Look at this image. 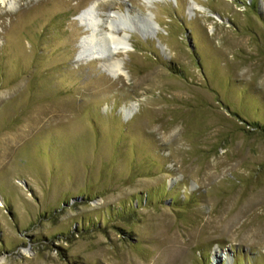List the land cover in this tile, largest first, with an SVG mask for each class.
Returning a JSON list of instances; mask_svg holds the SVG:
<instances>
[{"label": "rangeland", "instance_id": "374dc122", "mask_svg": "<svg viewBox=\"0 0 264 264\" xmlns=\"http://www.w3.org/2000/svg\"><path fill=\"white\" fill-rule=\"evenodd\" d=\"M11 2L0 264H264V0Z\"/></svg>", "mask_w": 264, "mask_h": 264}, {"label": "bare ground", "instance_id": "6f19581e", "mask_svg": "<svg viewBox=\"0 0 264 264\" xmlns=\"http://www.w3.org/2000/svg\"><path fill=\"white\" fill-rule=\"evenodd\" d=\"M0 5L2 7H4V8H9L10 9L11 8V5H12V2H11V0H0ZM95 6H96V4L91 5L85 11H83L81 13V18L82 19L89 20L90 17L92 16L94 10H95ZM110 40L112 42V43H110L111 45L112 44H119V45L123 46V49H124V47H126V39L125 38H119L118 40H114L113 37H110ZM110 49H111V46H110ZM112 68H113V70L116 69V68H118V64H116V63L114 65L112 64ZM2 205H3V202H2V199L0 197V206H2ZM215 258L216 259H219L220 258L221 260H223V256L216 255ZM226 259H227V257H226ZM228 260H229V263L231 264V260L230 259H228Z\"/></svg>", "mask_w": 264, "mask_h": 264}, {"label": "trees", "instance_id": "16d2710c", "mask_svg": "<svg viewBox=\"0 0 264 264\" xmlns=\"http://www.w3.org/2000/svg\"><path fill=\"white\" fill-rule=\"evenodd\" d=\"M259 126V125H258Z\"/></svg>", "mask_w": 264, "mask_h": 264}]
</instances>
